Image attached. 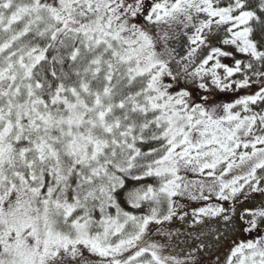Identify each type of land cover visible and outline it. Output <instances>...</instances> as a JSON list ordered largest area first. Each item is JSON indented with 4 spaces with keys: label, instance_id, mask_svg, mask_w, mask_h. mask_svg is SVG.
I'll return each instance as SVG.
<instances>
[{
    "label": "snow or ice",
    "instance_id": "6c2138e0",
    "mask_svg": "<svg viewBox=\"0 0 264 264\" xmlns=\"http://www.w3.org/2000/svg\"><path fill=\"white\" fill-rule=\"evenodd\" d=\"M0 264H264V0H0Z\"/></svg>",
    "mask_w": 264,
    "mask_h": 264
}]
</instances>
